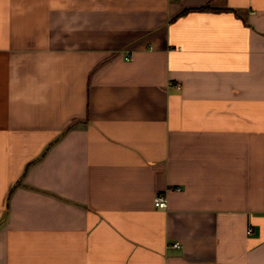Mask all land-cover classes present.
Listing matches in <instances>:
<instances>
[{"label": "crops", "instance_id": "0c3cea01", "mask_svg": "<svg viewBox=\"0 0 264 264\" xmlns=\"http://www.w3.org/2000/svg\"><path fill=\"white\" fill-rule=\"evenodd\" d=\"M0 264H264V0H0Z\"/></svg>", "mask_w": 264, "mask_h": 264}, {"label": "built area", "instance_id": "2783aa9c", "mask_svg": "<svg viewBox=\"0 0 264 264\" xmlns=\"http://www.w3.org/2000/svg\"><path fill=\"white\" fill-rule=\"evenodd\" d=\"M127 59H130V56L127 57ZM155 205L158 207H166L167 206V199L164 195H159L156 197L155 199ZM179 244L176 243V246H178Z\"/></svg>", "mask_w": 264, "mask_h": 264}, {"label": "trees", "instance_id": "16d2710c", "mask_svg": "<svg viewBox=\"0 0 264 264\" xmlns=\"http://www.w3.org/2000/svg\"><path fill=\"white\" fill-rule=\"evenodd\" d=\"M186 11H184V13H185ZM21 179H20V181H18L13 187H12V189L10 190V192H9V194H8V204H9V200H10V197H11V195H12V193H13V191L15 190V188L17 187V186H19L21 183Z\"/></svg>", "mask_w": 264, "mask_h": 264}]
</instances>
